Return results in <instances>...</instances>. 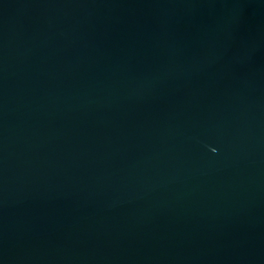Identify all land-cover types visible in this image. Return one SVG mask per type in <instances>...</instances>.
Masks as SVG:
<instances>
[{
  "label": "water",
  "instance_id": "water-1",
  "mask_svg": "<svg viewBox=\"0 0 264 264\" xmlns=\"http://www.w3.org/2000/svg\"><path fill=\"white\" fill-rule=\"evenodd\" d=\"M0 264H264V0H0Z\"/></svg>",
  "mask_w": 264,
  "mask_h": 264
}]
</instances>
